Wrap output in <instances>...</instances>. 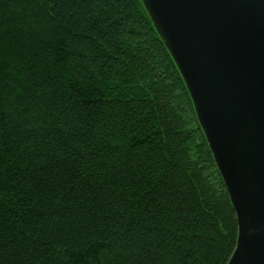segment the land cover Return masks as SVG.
<instances>
[{
    "label": "trees",
    "instance_id": "obj_1",
    "mask_svg": "<svg viewBox=\"0 0 264 264\" xmlns=\"http://www.w3.org/2000/svg\"><path fill=\"white\" fill-rule=\"evenodd\" d=\"M237 216L141 0H0V264H228Z\"/></svg>",
    "mask_w": 264,
    "mask_h": 264
},
{
    "label": "water",
    "instance_id": "obj_2",
    "mask_svg": "<svg viewBox=\"0 0 264 264\" xmlns=\"http://www.w3.org/2000/svg\"><path fill=\"white\" fill-rule=\"evenodd\" d=\"M237 216L228 264H264V0H141Z\"/></svg>",
    "mask_w": 264,
    "mask_h": 264
}]
</instances>
